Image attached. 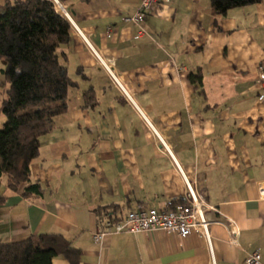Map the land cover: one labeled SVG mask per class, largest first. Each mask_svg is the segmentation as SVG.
Masks as SVG:
<instances>
[{
    "label": "crops",
    "instance_id": "crops-1",
    "mask_svg": "<svg viewBox=\"0 0 264 264\" xmlns=\"http://www.w3.org/2000/svg\"><path fill=\"white\" fill-rule=\"evenodd\" d=\"M63 2L217 209L207 213L216 263L243 264L260 249L264 264V0L225 16L216 15L211 0H170L154 4L142 25L124 20L141 0ZM59 53L76 85L31 164V182L43 194L24 197L0 177V242L60 234L82 250L79 264H210L197 232L183 238L152 230L94 241L107 217L100 210L122 218L160 207L180 199L185 183L75 31ZM3 68L0 60V108L9 87ZM191 75H201L200 86ZM4 121L0 111V128ZM233 228L239 246L230 243ZM53 264L71 263L58 256Z\"/></svg>",
    "mask_w": 264,
    "mask_h": 264
},
{
    "label": "trees",
    "instance_id": "trees-1",
    "mask_svg": "<svg viewBox=\"0 0 264 264\" xmlns=\"http://www.w3.org/2000/svg\"><path fill=\"white\" fill-rule=\"evenodd\" d=\"M261 1L211 0V5L217 16H225ZM70 40L71 26L51 0H8L0 6V60L9 84L0 108L5 117L0 128V177L24 197L43 194L41 184L31 182V164L40 155L41 140L51 132L54 118L67 110L69 90L76 85L59 53ZM191 79L197 86L202 83L201 75ZM86 100L94 103L91 91ZM99 214L113 217L106 210ZM58 256L79 264L82 250L60 234L0 242V264H53Z\"/></svg>",
    "mask_w": 264,
    "mask_h": 264
},
{
    "label": "built area",
    "instance_id": "built-area-1",
    "mask_svg": "<svg viewBox=\"0 0 264 264\" xmlns=\"http://www.w3.org/2000/svg\"><path fill=\"white\" fill-rule=\"evenodd\" d=\"M55 10L63 16L70 24L71 31H75L86 43L89 50L96 57L99 65L110 77L114 85L121 91L124 98L134 106L140 116L145 120L151 133L155 137L157 148L160 152L167 155L181 174L185 183V192L178 200H168L160 207L148 209L138 208L129 212L125 217L104 218L93 234L94 241L101 243L106 236L120 233H140L152 230H166L176 232L181 237H187L193 232L199 233L205 238L210 251V264H217L212 244L211 225L213 221L208 217V211L217 209L210 205L197 189V180L189 176L176 157L171 146L167 143L164 136L157 130L153 122L146 116L134 98V95L123 83L120 75L115 69L113 62L105 58L101 52L93 45L89 36L77 25L74 16L68 5L62 0H51ZM170 0H141L140 6L132 16L124 17L126 22H134L142 25L148 18L154 4L168 3ZM145 34L141 28L138 35ZM259 83L262 87L260 99L264 101V64L259 73ZM230 243L239 246L238 231L233 228ZM243 264H263L260 249L250 252Z\"/></svg>",
    "mask_w": 264,
    "mask_h": 264
}]
</instances>
